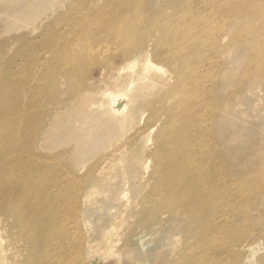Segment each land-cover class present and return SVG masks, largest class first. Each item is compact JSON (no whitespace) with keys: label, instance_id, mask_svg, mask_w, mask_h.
<instances>
[{"label":"rangeland","instance_id":"1","mask_svg":"<svg viewBox=\"0 0 264 264\" xmlns=\"http://www.w3.org/2000/svg\"><path fill=\"white\" fill-rule=\"evenodd\" d=\"M232 1L238 0H187L174 9L170 0H0V106L4 74L13 78L18 93L25 91L26 83L35 87L30 68L38 67L39 52L45 53L54 40L60 46L72 31H122L128 26L152 40L159 20H166L169 31L186 25L176 27L169 17L182 15L191 23L188 60L198 66L181 89L171 65L155 60L162 70L154 78L168 74V85L154 86L153 91L143 82L135 88L129 85L122 123L117 121L124 116L110 114L106 123L99 122L100 114L88 110L84 99L71 102L58 93L63 99L55 104L45 99L39 113L35 97H30L32 115L23 117L16 111L14 117L29 132L0 136V142L18 145L19 157L33 150L47 157L58 155L71 166L73 208L66 203L65 210L68 220L75 214L80 218L82 239L88 238L94 247L92 264H264V13L232 9ZM257 1L264 6V0ZM99 8L107 14L116 8L120 16L116 21L113 16L93 19ZM93 62L87 65L91 84L107 81ZM185 64L182 70L187 72ZM68 74L72 83L56 76L47 84L70 91L78 88L79 79L86 83L85 76ZM180 93L186 97L180 109L185 114L183 131L190 121L202 128L175 145L174 154L182 153L193 183L175 194L172 188L181 185L184 175L168 167L171 153H159L157 134L167 129L166 108L180 105ZM161 96L163 104L158 102ZM192 109L205 117L191 114L188 119ZM90 112L95 121L84 122L83 113ZM108 119L114 121L110 124ZM29 133H34L32 143L26 145ZM0 176L10 186L20 174L12 166L10 175ZM85 196L89 202L84 204ZM6 223L5 217L0 237L8 233L2 229ZM111 227L117 255L107 254L100 242L102 232ZM13 231L17 235V229ZM5 240L0 243V264H11L6 257L12 240Z\"/></svg>","mask_w":264,"mask_h":264},{"label":"bare ground","instance_id":"2","mask_svg":"<svg viewBox=\"0 0 264 264\" xmlns=\"http://www.w3.org/2000/svg\"><path fill=\"white\" fill-rule=\"evenodd\" d=\"M170 1L173 3L172 5H176L174 9L178 5H185L187 2V0H181L177 4L178 0ZM231 3L232 9L240 10L242 8L244 11L248 10V12L257 15L261 12L264 13V6L260 5L259 1L255 3V0H238ZM115 10L112 11V14H107L106 9L99 8L93 14V19L113 16V20L116 21L120 15ZM145 17L147 16L145 15ZM157 20L159 19L157 18ZM159 21L158 24L161 23V25L158 27V34L152 40H147L145 36L140 37V34L131 31L127 26L122 31H72L69 34L70 39L63 44L61 43L60 46L56 40L48 42L50 45L46 51L49 53L48 57L46 58V52L40 51L38 67L30 68V74L35 78L36 86L33 87L32 83H26L24 84L25 91L22 93L15 90V81L9 74L5 73L1 78L4 105L0 106V136L12 135L17 131L29 132V127L24 126L22 120L14 117V114L17 111L26 117L35 112L31 108L30 97L37 98V107L45 99L54 104L62 100L61 96H56L58 93L65 94L63 100L69 99L72 100L71 102L75 98L81 97L84 99L83 104L88 107V110L100 114L99 122L104 119L106 123V114L124 116L125 113L123 112L128 103L127 96L131 91L129 85L132 84L135 88L137 83L143 82L142 86H146L151 91H153L154 86L168 85L167 81L170 75L164 74L161 78L159 75L158 80L154 78L158 71L162 70L155 60L171 65L173 72L177 75L176 87L181 89L185 84L186 76L189 77V73H193V66H198V63L193 64V59L188 60L190 45L186 39L190 34L187 31H189L191 23H185V16L182 15L169 17L170 23L176 27L186 24L175 31H169L167 27L170 29L171 27L166 23V20ZM204 31H208L207 26ZM91 61H95L93 63L98 66L100 65L107 81L95 82L96 85L91 84L93 82L89 78L91 70L89 71L87 66ZM186 62L188 63L187 72L182 70V66L186 65ZM68 73L78 77V79L85 76L86 83L79 79L78 88L74 90L70 87V91L64 89L58 91L52 83L47 84V80L56 76L66 79L67 83H72L73 77L69 76ZM132 76L133 79H131ZM88 87H91L92 90ZM179 97L182 100L180 105H169L166 108L170 111L164 120L167 129L160 130L157 134L159 153H165L168 156L171 153L170 163L172 165L168 167L174 171L175 175L177 173L184 175L183 180L180 181L182 186L177 183V186L172 188L175 194H180L182 189L187 191L193 185L188 178L182 153L176 151L174 154L175 145L178 146L179 143L185 142L184 139L187 135L200 134L202 128L201 125L196 126L194 122L190 121L188 129L183 131L185 114L180 109L181 104L185 101L183 99L186 97L182 93ZM163 100L164 96H161L158 102L163 104ZM42 110L43 107L40 104L38 111L37 109L36 111L39 113ZM83 114L84 122H87V119L92 116V112L87 113V115L86 113ZM187 114L188 119L189 116L192 117L191 114L201 118L205 117L204 113L196 109H192ZM121 118L117 122L122 123L127 117ZM90 120L95 121L93 118ZM107 121L111 124L114 120L108 119ZM201 123H204L203 119ZM156 125L157 121L153 126ZM174 128H178V130L172 131ZM41 131L42 126L39 123L36 134L41 135ZM33 134H28L26 145L32 143ZM13 144L0 142V172L10 175L13 166L20 174V177L10 186L0 176V224L5 223L6 217L7 223L2 229L4 228L6 232L8 230V233L3 235L6 236L5 238L0 237V243L5 239L12 240V242L8 241L7 244V262H11V264H92L90 260L94 247L88 238L82 239V231L79 226L80 218L78 219L75 214L71 221L68 220V214L65 210L66 203H69L73 208L72 185L74 182L69 177H74V173L70 171L71 166L62 162L58 155L47 157L33 150H25L24 157H19L16 151L18 145ZM51 179L54 184L51 183ZM59 182L58 186L57 183ZM171 185L172 182H170V187ZM197 201L198 199L191 204L196 205ZM85 202H89L88 196L83 198V203L85 204ZM204 214L200 211L198 215H203L204 219ZM82 224L84 234H88L86 224L84 222ZM205 226H208V223ZM13 228L17 229V235ZM76 234L81 239L80 242H78ZM115 234L113 228L101 234L100 242L104 245V251L107 254L117 255L115 252L117 242ZM79 243L80 245L75 247ZM74 247L75 250L72 251Z\"/></svg>","mask_w":264,"mask_h":264}]
</instances>
